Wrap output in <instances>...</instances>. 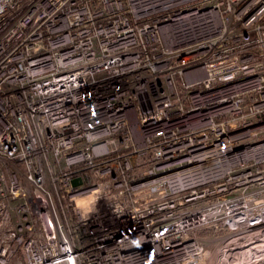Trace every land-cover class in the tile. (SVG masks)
<instances>
[{
	"label": "built area",
	"instance_id": "obj_1",
	"mask_svg": "<svg viewBox=\"0 0 264 264\" xmlns=\"http://www.w3.org/2000/svg\"><path fill=\"white\" fill-rule=\"evenodd\" d=\"M0 264H264V0H0Z\"/></svg>",
	"mask_w": 264,
	"mask_h": 264
},
{
	"label": "bare ground",
	"instance_id": "obj_2",
	"mask_svg": "<svg viewBox=\"0 0 264 264\" xmlns=\"http://www.w3.org/2000/svg\"><path fill=\"white\" fill-rule=\"evenodd\" d=\"M187 223V222H186Z\"/></svg>",
	"mask_w": 264,
	"mask_h": 264
}]
</instances>
